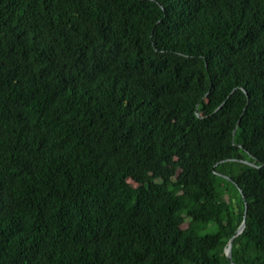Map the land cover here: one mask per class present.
<instances>
[{
  "label": "trees",
  "instance_id": "16d2710c",
  "mask_svg": "<svg viewBox=\"0 0 264 264\" xmlns=\"http://www.w3.org/2000/svg\"><path fill=\"white\" fill-rule=\"evenodd\" d=\"M234 158L264 162V0H0V264H231L244 203L264 264Z\"/></svg>",
  "mask_w": 264,
  "mask_h": 264
},
{
  "label": "water",
  "instance_id": "95a60500",
  "mask_svg": "<svg viewBox=\"0 0 264 264\" xmlns=\"http://www.w3.org/2000/svg\"><path fill=\"white\" fill-rule=\"evenodd\" d=\"M244 93L246 94V91L243 90ZM234 131L233 130V134H234ZM229 160H234V161H237V162H241V163H244V164H247L253 168H261V167H264V162H258L257 164L255 163H251V162H248L246 160H243V159H240V158H234V159H227V161ZM220 175V174H219ZM222 177H224L225 179H228L230 180L229 177L225 176V175H220ZM238 191H239V194L242 196L243 198V195H242V191L238 188ZM246 210H247V206L246 204L244 203V210H243V217H242V221L241 223L239 224V226L236 228V230L234 231L233 235L229 238L228 242H227V246L226 248L224 249V254L226 256V259L231 263V264H235L232 262L231 260V247H232V241H233V238L236 237L238 234H240L243 229H244V226H245V217H246Z\"/></svg>",
  "mask_w": 264,
  "mask_h": 264
}]
</instances>
